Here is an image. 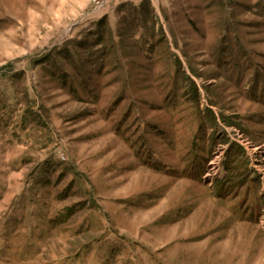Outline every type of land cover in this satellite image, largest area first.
I'll use <instances>...</instances> for the list:
<instances>
[{
	"label": "rangeland",
	"instance_id": "rangeland-1",
	"mask_svg": "<svg viewBox=\"0 0 264 264\" xmlns=\"http://www.w3.org/2000/svg\"><path fill=\"white\" fill-rule=\"evenodd\" d=\"M0 264H264V0H0Z\"/></svg>",
	"mask_w": 264,
	"mask_h": 264
},
{
	"label": "built area",
	"instance_id": "built-area-1",
	"mask_svg": "<svg viewBox=\"0 0 264 264\" xmlns=\"http://www.w3.org/2000/svg\"><path fill=\"white\" fill-rule=\"evenodd\" d=\"M99 5V4H98Z\"/></svg>",
	"mask_w": 264,
	"mask_h": 264
}]
</instances>
